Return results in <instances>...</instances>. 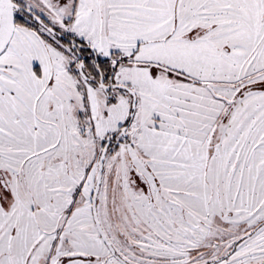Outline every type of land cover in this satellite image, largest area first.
Here are the masks:
<instances>
[{"label":"rangeland","instance_id":"rangeland-1","mask_svg":"<svg viewBox=\"0 0 264 264\" xmlns=\"http://www.w3.org/2000/svg\"><path fill=\"white\" fill-rule=\"evenodd\" d=\"M16 1L72 36L62 14L70 17L76 0ZM140 6L134 7L139 11ZM175 8L189 18L174 19V38L162 32L170 31L166 25L140 27L127 34L135 51L147 45L158 47L147 58L143 57L145 50L140 58L134 52L110 57L103 51L106 43L82 33L72 36L94 47L98 57L109 62V84L137 94L135 114L133 96L120 88L109 96L93 81H100L94 67L85 71L88 79L78 74L80 61L70 44L43 27L35 32L20 22L15 38L26 40L28 48L12 58L13 47L8 49L0 57V72L12 77L19 62L38 63L44 77L36 128L31 124L22 137L9 124L8 131L0 130V264H122L111 255L93 213L100 158L107 139L117 133L105 157L97 206L100 224L120 258L128 264H264V226L251 235L264 223V0H187L178 6L175 3ZM4 19L0 13V27ZM150 21L163 23L161 18ZM166 43L175 51L162 50ZM52 48L54 61H63L65 66L49 65ZM43 74L37 72L38 77ZM172 84L191 90L190 106L211 100L209 87L234 101L228 105L215 100L224 112L223 140L231 144L223 143L219 162L211 157L209 164H199L206 168L198 172L203 194H161L170 200L160 210L152 192L158 180L142 163L140 153L144 151L133 148V142L143 137V130L136 131L139 121L135 118L144 109L149 112L154 99L163 93L160 100L165 103L172 99L170 94L182 101L176 92L169 94ZM1 85L10 94L15 90L0 74ZM229 114H235L230 129L226 128ZM246 119L252 120L247 137L252 138L253 152L247 163L229 162L230 149L241 154L245 150L234 146L230 138L245 133L241 128ZM128 122L134 123L125 138L122 128ZM21 138L29 142V149L5 144L23 143ZM21 152L24 157L18 155ZM218 170L220 187L218 178L213 179Z\"/></svg>","mask_w":264,"mask_h":264},{"label":"crops","instance_id":"crops-1","mask_svg":"<svg viewBox=\"0 0 264 264\" xmlns=\"http://www.w3.org/2000/svg\"><path fill=\"white\" fill-rule=\"evenodd\" d=\"M44 1L49 2V0ZM89 1L91 4L90 8L87 7V0L86 4H83V0H76V10L70 17L66 12H63L64 26L72 36L77 37V35L82 33L86 34L85 36L87 38H95V41L104 43V45L106 43L107 47H104L103 51L108 52L110 57L115 56V54L123 56L125 53L131 54L134 52L136 54L135 56L140 58V54L145 50L143 57L147 58L152 52L159 51L158 47L147 45L145 48H140V52L139 49L135 51L134 43L132 39L127 37V34H133V30L140 27L148 30L155 26L159 28L160 26L163 27V25H166L167 27L165 26V28L170 29V31L162 30V32L174 38L176 34L174 19L181 18L183 20L184 18H189L188 13L179 14L175 11V3L178 6L179 2L182 3L187 0ZM143 3H146L145 6H143ZM135 4H141L143 7L140 6L138 11L134 7ZM58 11L62 12L60 10ZM159 18L163 20V23H160V25H157L159 23H152L150 21ZM168 19H171L170 22H168ZM187 29H189V24L187 26L186 23L185 34L188 33ZM94 35L97 36L94 37ZM178 35L179 33L177 32ZM159 42L161 41L155 42V44ZM165 42L166 38L164 40ZM26 46V40H21L20 37L15 38V42L13 40L12 46L9 47V49L13 47V55L11 54V58L17 55L18 57L20 55L22 56L23 52H21V49L24 48L25 51L28 48L25 49ZM92 48L96 51L94 47ZM173 48L172 46L169 47L166 43L162 50L175 51V48ZM52 53H54L53 48L50 49V53L47 56L49 65L55 68L65 66L63 61H54L55 58ZM153 58L156 60V57ZM172 58L174 60V57ZM8 65L10 66L11 63ZM42 69L41 64L38 63L30 65L28 62L27 64L19 62L12 70L15 76L9 77L0 72L2 79L7 81L8 86L11 84L15 89L10 94L7 86L6 88L3 85L0 86V130L8 131L9 129L6 124H9L10 129L17 133L19 137H22L24 132H28L31 124L36 128L37 120H39L40 83L44 77L42 72L44 70ZM37 72L40 75L43 74L42 77H38ZM175 87L179 88V85L174 86L172 84L169 94L176 92L179 95L178 97L183 99L182 101L179 99V101H175L172 96L173 94H170L168 96L172 99L165 103V99L160 100L166 95L163 93L162 96L154 99L156 101L153 102V108L149 109V112H147L148 108L144 109L143 113H137L135 118L139 123L137 122V130H134H143V137L140 135V140L133 142V148L135 150L136 148H141L144 151L143 153L139 151L140 154L144 155L142 163L148 166L150 172L156 177L155 180H158V188H156L157 190L152 189V192L155 195L156 202H159L157 206L160 210H162V205L170 200L167 197L164 198V195L161 194H170L171 192H177L178 194H182L183 192L201 194L202 191L198 186V172L199 169L206 171V168H200L199 164H209L214 158V163L219 162L224 155L223 146H229L231 144V142L226 143L225 139L227 138L223 142L221 128L224 112L221 107L217 106L216 98L211 94L212 97L209 96L211 100H205L200 105L196 103L194 106H190L189 104L192 100L191 90H185L187 86H181L177 91H173ZM9 100L12 102L8 103ZM206 101L208 107L206 106ZM235 114H229L231 117L227 120L228 124L226 128L230 129V124L235 120ZM244 122L241 131L245 133H242L241 137L238 138L237 135L240 134L238 132L236 135L231 136L230 140H235L234 146L245 147V150L241 154L234 151V149H230L228 151V155L230 156L229 162L246 161L247 163L249 153L253 152L252 149L254 146L251 143L252 138H248L250 136L247 137V126H252V120L249 121V119H246ZM132 124H130V127H132ZM21 140L23 139L21 138ZM23 141L25 143L12 144V142L8 141L5 144L8 147L14 146L15 148L29 149V142ZM248 148L250 150L249 152L246 150ZM22 153H18V155L24 157ZM138 155L136 154L135 157ZM239 159L242 160L238 161ZM235 172H237V169ZM138 173L140 174L138 175L140 178H145L143 173L139 171ZM220 176L219 170L218 174H213V179L217 177L219 180L217 184L219 187L221 186L220 180L222 178ZM191 188L194 191H191Z\"/></svg>","mask_w":264,"mask_h":264},{"label":"water","instance_id":"water-1","mask_svg":"<svg viewBox=\"0 0 264 264\" xmlns=\"http://www.w3.org/2000/svg\"><path fill=\"white\" fill-rule=\"evenodd\" d=\"M20 7L13 2V0H0V13H2L4 15V26L0 31V38H1V42H0V57L7 51L14 35H15V31H16V26H17V20H16V10L19 9ZM25 12H27L31 17L34 18V20L39 23L40 25H43L45 27H48L45 22H43V20L40 19L39 16L35 15L33 12H30L26 9H24ZM50 32H52L53 34L57 33L53 28L49 29ZM61 38L64 39V36L61 35ZM72 43H75L74 41H72ZM94 54L96 55L95 51L93 50ZM81 58V56H80ZM97 58V57H96ZM97 60V59H96ZM100 72L101 78L100 81L98 82L99 85L101 86V88L103 90H105L107 92V94L109 92H115L114 90L117 88L120 89H124L126 91H128L132 96H133V114L136 113L137 110V106H138V98H137V94L129 89V88H125L119 85H108L106 83L105 77L103 76V74ZM209 91L211 92V94L220 101H224L226 104L228 105H233L234 101L233 100H229L221 95H219L212 87L208 88ZM127 127L123 128L122 133L124 136H127ZM114 139V137L108 138L107 139V144L102 152L101 158H100V163H99V169H98V177H97V184H96V189L93 195V213H94V218H95V222L97 224V227L106 243V245L108 246L111 254L117 258L119 260V262H121L122 264H128L127 262H125L122 258H120L117 253L115 252L111 242L109 241L107 235L105 234L100 221H99V217H98V206H97V198L100 192V188H101V184H102V180H103V173H104V166H105V157L107 155V152L109 150V145L111 143V141Z\"/></svg>","mask_w":264,"mask_h":264},{"label":"flooded vegetation","instance_id":"flooded-vegetation-1","mask_svg":"<svg viewBox=\"0 0 264 264\" xmlns=\"http://www.w3.org/2000/svg\"><path fill=\"white\" fill-rule=\"evenodd\" d=\"M13 2L14 3H16L20 8L19 9H17L16 10V20H17V26H16V31H17V28L19 27V24H20V22L23 24V23H26V24H28V25H31L29 22H28V20L27 19H29L32 23H33V25H31V26H33L34 28H36L35 30H37V29H39V28H41V27H43L46 31H48V32H50L49 31V29L50 28H53L57 33H55V35L56 36H59L60 38H61V35H63L57 28H55V27H53L52 25H50L49 23H47L43 18H40L41 20H43V22H45V24L48 26V27H45V26H43V25H40L39 23H37L35 20H34V18L33 17H31L27 12H25V10L24 9H26V10H28V8L26 7V5H25V3H23V2H19V1H16V0H13ZM29 11V10H28ZM2 14V13H1ZM3 15V14H2ZM20 15H22L23 17H21ZM4 16V15H3ZM40 17V16H39ZM3 27H0V31H1V29H2ZM31 30H33V28L31 27L30 28ZM16 31H15V34H16ZM34 31V30H33ZM36 32V31H35ZM52 33V32H51ZM41 37V36H40ZM15 39V35H14V37H13V39H12V41H11V43H10V45H9V47L11 46V44L13 43V40ZM64 40V39H63ZM67 41H69V43L68 44H70V46H71V48H70V50H72L73 51V53H75L76 55H78V52H76V50H78V49H80V50H82V47L80 46V45H78V44H76V43H72V40H67ZM0 42H1V38H0ZM59 44V42H55L54 43V46H58V44ZM9 47H8V49H9ZM92 50H94L92 47H90ZM7 49V50H8ZM95 51V50H94ZM95 53H96V55L94 54V52H93V55H95V56H98V54H97V52L95 51ZM99 58L100 57H95V61L94 60H92L91 61V63H93V66L92 67H94L96 70H97V72L100 74V68H99ZM97 59V60H96ZM101 59V58H100ZM53 62V61H52ZM89 65V63H88V61L87 60H84V59H82L81 61H80V64H79V68H78V71H79V73H80V76L81 77H84V78H86V79H88V76H86L85 75V71L87 70L86 69V67ZM90 66V65H89ZM86 69V70H85ZM99 82V81H98ZM106 83H107V80H106ZM108 84V83H107ZM108 85H112L111 83L110 84H108ZM109 95V94H108ZM110 96V95H109ZM131 123V122H130ZM130 127V126H129ZM128 127V128H129ZM122 130H123V128H122ZM128 130V129H127ZM124 136V135H123ZM111 137H113V136H111ZM111 137H109V138H111ZM115 139L116 138H114L112 141H111V143H110V145H109V149H111V147H112V145H113V142L115 141ZM106 146V145H105ZM105 148V147H104ZM109 151V150H108ZM140 175V174H139ZM264 222V221H263ZM264 226V223H261V224H259V225H257L256 227H255V229L253 230V233L251 234V235H253V234H255L259 229H261L262 227Z\"/></svg>","mask_w":264,"mask_h":264},{"label":"trees","instance_id":"trees-1","mask_svg":"<svg viewBox=\"0 0 264 264\" xmlns=\"http://www.w3.org/2000/svg\"><path fill=\"white\" fill-rule=\"evenodd\" d=\"M23 24H25L28 28H33V30L34 31H36L35 29L36 28H34L33 26H31V25H28V24H26V23H23ZM63 34V33H62ZM63 36H64V42H66V43H69V41H67V40H72V41H74L76 44H78V45H80L81 47H82V50H80V49H78V50H76V52H78V55H76L77 56V58H78V60L79 61H81L82 59H84V60H87L88 61V63H89V65L90 66H93V63H91V61H90V59L91 60H94L95 61V57H98V56H95V55H93V50L90 48V46H88L85 42H83V41H80V40H78V39H76L75 37H72V36H69V35H66V34H63ZM80 56H81V58H80ZM115 56H120V54H115ZM99 68H100V71H101V73L103 74V76L105 77V80H107V83L109 82L108 80H109V77H110V73H111V69H110V65H109V62H103L100 58H99ZM88 65V66H89ZM88 66L86 67V69L88 68ZM85 69V70H86ZM95 69V68H94ZM95 72H96V75L98 76V78H101V75L97 72V70L95 69ZM78 74L80 75V73H79V71H78ZM93 81L95 82V83H98V81L97 80H95V79H93ZM109 84V83H108ZM109 95H111L112 94V92H109L108 93ZM130 126V122H128L127 124H126V126H125V128L127 127H129ZM119 136V134L117 133V134H115L113 137L114 138H117ZM125 138H127L128 136H124ZM106 144H107V142H106ZM105 144V145H106ZM112 255V254H111Z\"/></svg>","mask_w":264,"mask_h":264}]
</instances>
